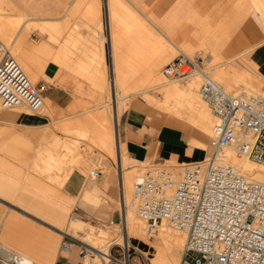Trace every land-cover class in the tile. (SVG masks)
I'll use <instances>...</instances> for the list:
<instances>
[{
  "label": "bare ground",
  "instance_id": "1",
  "mask_svg": "<svg viewBox=\"0 0 264 264\" xmlns=\"http://www.w3.org/2000/svg\"><path fill=\"white\" fill-rule=\"evenodd\" d=\"M251 2L254 11L260 16L261 21L264 24V0H251ZM85 18L86 19L84 20V22L90 24V26L93 27L94 30L96 29L97 31V35H95L92 32V34H90L91 37H89L91 38V40H93L92 46L94 48V53L93 55L88 56L85 60L82 59L81 55L83 54L81 55L78 54L79 58L73 59L77 61L74 64L70 62L71 59L69 60L67 56L69 52L68 42L73 41L75 43H78L77 45L78 49L79 51H81L84 47V44H87L84 43L86 42L85 39L87 40L86 37L88 36L87 34L84 37L83 36L79 37L78 35H75L73 33L74 31L72 32L73 34H71V31L69 29L70 32L66 34L63 40L64 47L63 48L61 47L62 49L60 50H55L51 46L49 39H52L53 41L57 38L56 34L60 29L59 27L60 24L55 23L57 18H51L49 16H42V15L21 14L14 11L5 2V0H0V41L3 47L9 50V54L13 57L14 60V64L6 65V67L3 68L2 71L0 72V110L1 109L11 110L9 112L5 111L3 115H6L10 119H12V120L2 119V121H4L5 123L6 122L11 123L13 128V126H16L19 123V122L17 124L15 123L16 125L15 124L13 125V122H15L13 119H15L17 115L29 114V113L33 115V113H37V111L42 110L44 115L48 117L50 120L49 122L50 124L46 122L45 124L41 125L44 126L43 128H45V132L52 128H58L60 131L64 133V134L63 133L60 134L50 131V137L49 140L47 141L48 143L45 144L42 143L43 145L40 144V147H37L38 149L37 148L35 149L34 156L25 166L26 168L13 166L10 167V173L13 174L16 180H22L30 177H32V179L34 178V180L37 182L39 180L43 187L42 190L38 192V194H40V196H42V193L51 195L55 193V190H58L59 188H63L67 184L68 180H75L80 178L81 176L85 177V175L88 174V172L90 173L89 175H93L97 171L95 170V167H92L90 165L93 156V153L90 152L91 149L85 150V148L83 149L80 148V143H79L80 140L78 139L71 140L68 134L70 132H73L81 137L88 138V140H90V142L93 144L91 148H94V150L96 149L95 151L98 152L99 156H101L102 158L109 157L110 160L117 163V166L119 168V180H120V192H121L119 198V206L123 214L122 224L119 227L122 233V237H121L122 240H119L121 238L118 237V240L113 239V241H109L112 236H111V232L108 229H106L105 225L94 229L95 226L93 227L92 224L78 217H73L70 221L68 220L65 229L63 230L59 228V230L85 243L89 248V253L86 254L85 258L90 259L93 262V264L98 254L105 255L103 253L107 252V248L111 243L113 242L124 243V245L126 246L130 242L129 240L130 237L139 238L147 243H150V245L152 246L154 245L156 249L155 253L153 256H150L149 258L146 257L147 264H176L180 251L182 252L181 246L183 241L185 240V233L175 229L173 226L169 225L165 221L158 223L156 227L153 228L152 230L147 229L144 220L138 217L137 214L135 213L134 202L131 197L130 185H132L133 183L132 181H135L136 179L140 178L142 174L140 172H139L140 174L136 173V170H138V168L136 167L137 164H130V165L127 164V159L129 157L125 149H123L119 145H117L116 148H114L113 146L114 145L113 142L115 141L118 142L119 140V136H118L119 134L117 130L119 112L121 109H124L127 106V104L124 101L131 94L145 91L150 88L162 86L163 99L162 102L158 105L165 107L170 106L169 108H172L173 111L178 115L182 116L184 114L185 118L188 121H190L193 125L198 126V132H200L202 135L211 136L212 125L214 123L215 118L208 105L200 98L197 90L198 87L196 88L195 79H192L191 77L190 80L183 87L179 86L176 83L175 78L163 79L162 77L163 80H161L162 75H160L157 72V70H154V68H156V65L151 64L150 63L151 61L150 62L148 61L149 64L141 66L142 69L138 70L139 72H137V70H129L123 73H120L118 70L115 71L112 92L113 94L115 93L116 85L118 84L119 90L121 91V98L115 99L114 96L112 99L113 109L111 111V114H109V119L113 125V129H111L112 127L109 122L107 123L106 121H104L102 115L100 116L98 115V113L94 111H93V115L85 114L83 116L77 117L76 119H70L75 114L74 112H76L77 107L81 104L80 102L72 101V103H69L68 106L65 105L64 107L67 106L68 108L67 109L68 114L60 115V116H55L52 110V107L58 108L57 107L58 105L56 104L57 106H55L54 103L52 104L53 101L50 103L49 102L50 100L48 101V99L44 97L42 98L40 104L36 106L34 105L30 106L27 92H29L33 87H35V85L39 80L37 74L38 72L36 71H39V74H41L45 63L49 59H53L58 63L62 62L64 64H70L71 66H69V68L71 71H73L72 73L73 75H75L76 73L84 74L92 79L91 82L92 84L97 86H102L103 82H101V79L99 78L100 77L99 74L101 73V69H102L101 64L103 62L101 42L103 41L104 36L100 31L102 26L100 19L98 18V15L95 11H93L92 14H86ZM32 20L34 21L40 20L42 22H45L44 24L39 26L40 29L47 31V35H48L47 39H43L42 37V39L38 42L30 41L33 40L34 38L30 40L27 39L29 30L32 29L34 30L37 28L36 23L34 22L33 24L31 22ZM139 20L145 29L149 30V32L152 30V28L149 29V27L145 25L143 20H141L140 18ZM90 22H94L97 25L96 26H94L95 24L91 25ZM63 27H64V23H63ZM66 28L68 29L67 26ZM40 36L41 35H39V37ZM8 38H11L12 42L15 43L17 48L20 49L18 55H15L12 52L13 50L10 49L13 43L10 46V48L6 44ZM57 42L59 41L57 40ZM257 43L258 41L253 42L251 45ZM171 44L174 45V47L177 50H181L177 48L173 42H171ZM157 46L158 49H160V47L163 46L162 42L157 41ZM67 47L68 49H66ZM74 51L75 50H73L72 53ZM75 52L78 53L77 51ZM69 56L70 58H72L74 55L72 57L71 55ZM73 60L72 62H74ZM60 67L61 66H59V69ZM228 68L230 70V74L235 79L246 80L253 78L250 77V72L246 70L236 69L232 66H228ZM56 72L54 73L55 75ZM65 73H67V71ZM72 74L70 73L69 75L72 76ZM41 77L46 78L43 75H41ZM57 79L58 78H56V81H54V83L58 82L59 79L58 80ZM63 79H67V77ZM150 79H155V80L159 79V81L157 80L153 84L144 85L147 83L146 81L148 80L151 81ZM67 81L68 80H66V82ZM66 82L64 83L67 84ZM218 83L221 84L220 82ZM223 88L228 91L238 90V89L251 90L254 92L258 91L247 87L229 89L223 86ZM123 89L125 91L127 90V92H124ZM156 103H159V101ZM107 107H109V105ZM89 110L91 109L86 108L81 112L83 113ZM30 122L27 124L26 123L23 124V126L30 128L36 127L35 124H30ZM4 127L5 126L0 127V137H2L1 135L9 136L11 143L18 141L19 139L21 140L25 138L28 139V137L25 136L22 133V131H20L19 128H17L19 129V131H17L15 130L16 129L15 127H14L15 129H9V128L3 129ZM29 130H34L35 132L38 133L40 132L45 133L44 130L40 131L41 129H29ZM69 141L72 142L71 145L68 144ZM189 143L190 146L194 145V146H199L200 148L203 149H207L206 144L203 141H200L196 138H191ZM61 146L62 148L60 149ZM220 160L232 164L237 169L249 174L254 178L264 180V168H262L258 163H256L254 160H252L249 157H245V156L238 157L231 148H227L224 151ZM135 161L142 162V160H135ZM19 197L25 198V195H19ZM75 197L77 196L73 195V198ZM48 201L50 204H52V206H50L49 204L47 208L46 207L44 208L47 210L48 213H50V216L52 215L55 216L57 219L59 218L62 219L65 214V209H66L65 205L61 204L58 200L53 201L51 199ZM33 204L35 205V203ZM42 204L43 202L41 200V203L39 202V207L43 208ZM16 217L17 215L13 212H11V214H6L5 211L3 212L0 211V235L2 236V238L6 240H13L14 239L12 238L13 232L15 230L23 228V225L21 223H17L18 219ZM151 235L154 236V239L149 240L148 236ZM105 242H107L106 245ZM1 245L3 248L8 250V252L19 255L21 258V264H31L32 261L34 260L40 263H46L50 260V258L53 255L48 250V247H45V249L40 252L36 250L34 244L26 245V243L25 244L19 243V244H15L16 245L15 247H11L10 245L2 244V243ZM138 250L139 252H141L143 255L146 256L147 254L146 251L140 248H138Z\"/></svg>",
  "mask_w": 264,
  "mask_h": 264
},
{
  "label": "built area",
  "instance_id": "2",
  "mask_svg": "<svg viewBox=\"0 0 264 264\" xmlns=\"http://www.w3.org/2000/svg\"><path fill=\"white\" fill-rule=\"evenodd\" d=\"M14 64L0 41V72ZM166 78L199 76L198 94L215 120L210 153L190 162L148 164L132 184L134 210L152 230L165 221L185 233L180 264H264V180L250 176L220 158L227 148L238 157H249L264 168V92L226 90L212 78L202 58L177 50L162 66ZM36 85L27 95L30 106L41 103ZM123 214L119 209L118 223ZM109 220V224H113ZM130 240V239H129ZM77 245L82 258L89 248L63 234L60 251ZM98 254L102 264H136L146 256L130 242H113ZM95 255V254H93ZM87 264H93L86 259ZM0 264H21L0 242Z\"/></svg>",
  "mask_w": 264,
  "mask_h": 264
},
{
  "label": "rangeland",
  "instance_id": "3",
  "mask_svg": "<svg viewBox=\"0 0 264 264\" xmlns=\"http://www.w3.org/2000/svg\"><path fill=\"white\" fill-rule=\"evenodd\" d=\"M49 1H51V0H49ZM116 1L118 2L119 0H116ZM122 1L125 2V0H122ZM195 1H197L199 4L202 5V7H201L202 16L199 17L200 12H198V10L195 11L194 8H192V11L190 12V14H188L187 17L185 18L187 20V22H180V20H179L180 17H178V7L177 6L173 7L171 9V15H170L171 21L169 23L171 30H170V32H169V30H163L167 37H163L160 33H158L156 31L155 28H153L151 26V24L148 20L141 18L142 16L140 17L138 14H136V16L134 17L133 22H130V23L128 22L127 24H125L123 22H119V23H117V26L118 27L126 26L128 28L132 27L133 31L137 32V34H133V35L134 36L136 35V37L139 36L140 41H143L145 39V40H154V41L158 40V41L162 42L163 46H161L160 49H158L159 51L155 50V49L152 50L153 54L157 58L156 70L160 75H162L161 80L168 79L164 76V74L162 72V66L167 61L172 59L173 56H175V54L177 53V49L174 47V45H172L170 43V40H171L172 42H174V44L176 45L177 48L181 49L185 53L192 55V56L193 55L200 56L202 58L204 66H206L208 73L212 77H214L218 82H220L223 86H225L229 89H237V88L247 87V88H251L254 90H258L256 92H264V75L258 70V68L256 70H253L252 68H250V66L248 64L249 54L247 52L246 53H243V52L240 53V51H237V52L231 51L230 49H227L224 46H222L219 49L221 51L219 54L217 52V54L214 53L211 55L210 54L211 50H217L218 51V49L206 47V46L201 45L199 43L204 38L206 40H213L215 37H219V36L224 37L223 36L224 33H222L223 30H219L217 27V24L219 23L218 21L223 20V19H227L228 15H229V17L232 16V14H230V13H231V11H233L236 8H238V14H241V12L244 10V8L249 4V0H190V2H192V4H194ZM102 2H103V0H100V2H99L98 14H100L101 11L104 12V6L102 5ZM235 2H237L236 7H234ZM118 3H116L115 6L117 9L121 10L122 7ZM89 6H90V2L88 0H74V1H72V4L67 8V11L61 10L60 12H58V14L64 15L61 18H59L58 20H56V22H55L56 24H60L59 25L60 29L56 34L57 38L55 40L52 41V39H49L51 46L55 50H60L64 47L63 46L64 37L70 31H71V34L74 33L75 35H78L79 37L83 36L82 32L84 29L87 32L90 31V32H93L95 35H97L96 29L94 30L93 28H91L90 24L84 22V19H86V18L82 15V13L85 10H87L89 8ZM138 8L143 12V14L149 20H151L158 27L163 29L162 22L161 21L159 22L157 20V19H159L157 17L158 13L162 12L161 7L153 6L152 4L146 5L144 2H141L138 4ZM120 15L121 14H115V16H117V17H120ZM235 16H237V15H234V17ZM138 18L143 20L145 25H147V27H149V29L152 28V30L149 32V30H146V29H139ZM204 18H207V22H202V19H204ZM195 19L197 21H193ZM31 22L33 24L35 22L37 25V28L34 30L33 29L29 30L27 39L30 40V39L34 38L33 40H30L33 42L34 41L35 42L40 41L42 39V37H43V39H47L48 38L47 31L40 29V26H39V25L44 24L45 22H42L40 20H35V21L32 20ZM63 23H64V27H63ZM90 23H91V25L95 24L94 22H90ZM223 23H226V22H223ZM96 25L97 24H95L94 26H96ZM66 26L68 27V29L66 28ZM62 29H63V31H62ZM69 29H70V31H69ZM65 30H66V33H65ZM181 30L182 31L185 30L184 31L185 36L184 37L182 36L180 38L178 35L184 34V32H182ZM37 31H39V32H37ZM100 31L102 33V29ZM180 31H181V33H180ZM118 32H119L118 38H120L119 40H121V42H124L126 40L131 39L129 37V35L124 36L122 34V30L118 29ZM220 32L222 33V36H221ZM39 35H41V36L39 37ZM58 35H59V37H58ZM89 37L87 36V38H89ZM57 40L59 42H57ZM85 41L87 43H89L88 40L85 39ZM12 43H13L12 39L8 38V41H6V44L8 45L9 48L12 45ZM68 43H69V49H68V47L66 49H68L69 52H68L67 56H68L69 60L71 59L70 62L75 64V62H72V60L74 58L75 59L79 58L78 53L75 52V51L79 52V49L77 46L78 43H75L73 41H69ZM13 45L11 46L10 49L13 50L12 52L15 55H18L20 49L17 48L15 43H13ZM70 50H71V52H70ZM73 50H75V51L72 53ZM222 51H223V53H222ZM76 54H77V56H76ZM69 55H71V57L73 55L74 56L72 58H70ZM216 55H219V57ZM230 57H233V59L228 62V65H232L233 67H238L240 69H247L250 72V77H253V78L252 79H246V80L245 79L244 80L235 79L230 74V70H229L227 65H219L225 59L230 58ZM59 63L61 65L62 62H59ZM63 65H65V66H63ZM61 66H63L64 69L70 70L69 66H71V65L62 63ZM101 68L102 69H101V73L99 74L100 75L99 78L101 79V82H103L102 86H97V85L92 84L91 83L92 79L89 76L76 73V74L81 75L85 78V80L89 84L88 90L90 91V93L85 95V100H83L81 102V104L77 107L76 112H74L75 114L70 119H76L77 117L83 116L85 114L86 115H93V111H94V112L98 113V115H100V116L102 115V117L104 118V121H106L107 123L109 122L111 127H112L111 129H113V125L109 119V114H111V111L113 109L112 99L114 96H115V99H120L121 98V91L119 90V87L117 84L116 89H115V93L113 94V92H112L113 89L111 90V88H110L111 71L107 70L104 62L101 64ZM36 72H38L37 74L39 77V71H36ZM137 72H139V71H137ZM71 73H73V71H71ZM139 75H140V73H139ZM162 77H163V79H162ZM191 77H192V79L196 80V88H197L198 84H199V76L194 75ZM191 77L184 78V79H176L175 81L179 86L183 87L190 80ZM150 80L151 81H149V80L146 81L147 83L144 85L153 84L157 80L159 81V79H157V80L150 79ZM36 86H37V88H40L39 93L42 95V89H41V86L38 82H37ZM92 86H94V87H92ZM103 88H105V89H103ZM107 89H109V90H107ZM107 91H108V93H107ZM124 92H127V90L126 91L124 90ZM42 97H43V95H42ZM162 97H163L162 86L150 88V89L145 90V91H141L138 93L131 94L124 101L127 104V106L124 109H121L119 112L117 128L119 127L121 114L124 110L128 109L131 105L144 106L146 108H149L151 111H154V114L157 117L161 118V117H165V116H172V117H175V118H178V119L184 121L189 126V128L191 130L195 131V133H196L195 137H197L198 140L203 141L206 144L207 149H206L205 155H208L210 153V149H211L210 148L211 147L210 146V135H202L200 132H198V126L193 125L190 121H188L185 118V115L183 113H182L183 115L181 116V115H178L177 113H175L172 108H169L170 106L165 107V106L158 105L162 102V99H163ZM107 100L109 101V103ZM158 101H159V103H156ZM108 105H109V107H107ZM83 108L84 109L90 108L92 111L89 110L87 112H83L84 113L83 114L81 112L84 110ZM67 109H68L67 107H65V108H55V107L53 108L52 107V110H53L55 116L68 114ZM5 111L9 112L11 110H6V109L0 110V123H1L0 127L5 126L3 129H8V128L9 129H15L16 128L15 130H17V131H19V129H20V131L27 130V129H41L40 131L44 130V132H45V128H43L44 126H41V125L45 124L46 122L48 124H50L49 118L44 115L42 110H41L42 112L39 110L40 112L37 111L38 114L33 113V115H32L29 113V114H24V116L22 117L23 119L22 118L17 119V120L13 119L15 121V122H13V125L15 123L16 124L18 122L19 123L17 125L15 124L18 127L13 126V128H12L11 123H8V122L5 123L4 121H2V119L3 120H12L9 117H7L6 115H3ZM90 111H91V113H90ZM169 112H171V113H169ZM106 116H108V117H106ZM30 117H31V119H30ZM30 121H32V122H30ZM29 122H30V124H35L36 127L30 128V127L23 126V124H25V123L27 124ZM10 124H11V126H10ZM17 128H19V129H17ZM50 131L60 133V134L63 133L58 128H52V129L46 131L45 133L40 132L38 137L31 138V139L25 138L22 140L19 139L18 141L14 142V143L13 142L11 143L10 138L7 136L1 135L2 137H0V211H2V212L5 211V213H9V212L15 213L17 215L16 218L18 219L17 223H21L23 225L22 230L18 229V230H15L13 232V236H12V238H14L13 240H6V239L2 238V236L0 235V242L2 244L10 245L11 247H15L16 246L15 244H19V243H24V244L26 243V244L30 245V244L37 242V244H40L37 247L38 251L41 252L42 250L45 249V247H48V250L50 251L51 254H53L55 252V254L57 255L60 251L59 250V243L62 239V235L64 234L63 232H61L59 230V228L64 230L68 220L70 221L73 217H78V218H81V219L87 221L88 223L92 224L93 227L95 226L94 229L97 227H101V226L105 225L106 229H108L111 232L112 237L110 236L111 238L109 241H113V239L118 240V237H120V238L122 237V233H121V230L119 227L120 224L118 223V220L112 219L114 221V223L109 224L110 219L105 220V221L95 222L93 220H89L88 218H84L82 216H79L78 210L76 208V204L74 201L76 199L73 198V194L69 191V189L67 188V185H65L63 188H59L58 190H55V193H53L51 195L46 194V193H42V196H40V194H38V192H40L42 190L43 186L39 180L37 182L34 180V178L32 179V177L22 179V180H16L15 177L13 176V174L10 173V167H13V166L26 168L25 166L29 163V161L34 156L35 149L37 147H40V144H42V143L43 144L48 143L47 141L49 140V137H50ZM68 136L71 140H75V139L80 140V142H79L80 148H82V149L85 148V150L91 149L90 152L93 153V156H92V160H91L90 165L92 167H95V170L98 171L99 169H102L103 173H104L106 171L113 169L114 171L116 170L115 172H117V176L119 175V168L117 166V163L110 160L109 157H103L102 158L101 156H99L98 152L95 151L96 149L94 150V148H91V146H93V144L90 142V140H88V138L81 137L78 134L73 133V132H70L68 134ZM68 144L71 145L72 142L69 141ZM113 144H114L113 145L114 148H116L118 142L115 141V142H113ZM61 148H62V146L60 147V149ZM164 162L167 164H173V163H176L177 160L170 159V160H165ZM127 164L128 165L137 164L136 167L138 168V170H136V173H138V174L141 173L143 175L144 170L149 163H147L146 161L136 162L135 160L128 158ZM103 166H105V167H103ZM89 174L90 173L88 172V174L85 175L86 180L89 179V176H90ZM97 174H98V172H97ZM81 177H83V176H81ZM95 178H96V176L93 177L92 179L94 180ZM132 182H134V181H132ZM130 190H132V185H130ZM114 192H115L114 196L113 197L109 196V198L114 202L115 208L119 214V190H118L116 183L114 186ZM19 195H25V198H21V197H19ZM131 197H132V194H131ZM51 199L53 201L58 200L61 204L65 205V207H66L65 214H64L62 219L61 218L57 219L55 216H52V215L50 216V213H48L47 210L44 208V207H46V208L48 207V205L50 204L48 200H51ZM41 200L43 202L42 206L44 209L39 207V202L41 203ZM132 200H133V198H132ZM133 202H134V200H133ZM33 203H35V205ZM50 206H52V204H50ZM87 226H89V225H87ZM148 238H149V240L154 239V236L151 235V236H148ZM129 239L131 240V243L133 245L137 246V248H140V249L147 252V254H146L147 258L154 255L155 250H156L154 245L152 246V245H150V243H147V242H145L139 238H135V237H130ZM119 240H122V238ZM184 241L182 243L181 249L183 248ZM106 244H107V242H105V245ZM72 248H73V250L76 251V253L78 255L77 245L73 244ZM62 252L67 253V251H62ZM180 259H181V251H180V254H179L178 259H177L178 263L176 262V264H180ZM82 260L85 261L86 258L84 257V258H82ZM135 260H136V264H143L142 259L138 258L137 254L135 255ZM94 264H102V263L96 257L94 260Z\"/></svg>",
  "mask_w": 264,
  "mask_h": 264
},
{
  "label": "crops",
  "instance_id": "4",
  "mask_svg": "<svg viewBox=\"0 0 264 264\" xmlns=\"http://www.w3.org/2000/svg\"><path fill=\"white\" fill-rule=\"evenodd\" d=\"M72 1L74 0H5V2L18 13L49 16L51 18H57V20L64 16L58 14V12L61 10L67 11V8L72 4ZM88 1L90 2V6L82 13V15L85 17L86 14H92V12L95 11L100 19L102 34L104 36L103 41L101 42V51L103 53V62L105 66L107 70L111 71V90L113 89L116 70L120 73L129 70L138 71L142 69L141 66L149 64L150 61V63L154 65H156L157 61L152 50L158 49V40L144 39L143 41H140L139 36L136 37V35H133L137 34V32H134L132 27H118L117 23L123 22L127 24L128 22H133L134 17L138 14L140 17L142 16L141 18L148 20L151 26L163 37H167L163 30H169V32L171 30L169 23L171 21V9L173 7H178V17H180V22H187L185 18L190 14L192 8H194L195 11L198 10V12H200L199 17L202 16V5L197 1L192 4L190 0H125L126 3L122 0H119V3L116 0H103L102 5L104 6V12L101 11L100 14H98L100 0ZM141 2H144L146 5L152 4L153 6L162 8V12L157 15L159 18L157 20L162 22L163 29L149 20L138 8V4ZM116 3L122 7L121 10L116 8ZM236 5L237 2H235L234 7H236ZM115 14L121 15L120 17H117ZM230 14H232V16L229 17L228 15L227 19L219 20V23L217 24L218 29L223 30L222 33H224V37H215L213 40H206L204 38L203 40L200 39L201 42L199 43L206 47L218 49V51L211 50V55L214 53L217 54V52L219 54L221 52L219 49L222 46L231 51H240V53L247 52L249 54L248 64L250 68L253 70L258 68V70L264 75V24L262 23L260 16L254 11L251 0H249V4L244 8L241 14H238V8L231 11ZM234 15L237 16L234 17ZM193 21L197 20L195 19ZM202 22H207V18L202 19ZM138 25L139 29H145L139 18ZM118 29L122 30L124 36L129 35L131 39L121 42V40H119L120 38H118ZM222 33L220 32L221 36ZM82 34L83 36H86L87 34L88 37H91L90 34H92V32H85L84 29ZM178 36L180 38L182 36L184 37L185 32ZM87 40L90 43L84 42L87 43L84 44V51L82 49L78 52L79 55L83 54L81 56L84 60L94 53V48L92 46L93 40H91V38H87ZM257 41V44L251 45L253 42ZM171 42L172 41L170 40V43ZM216 56L219 57V55ZM232 59L233 57L227 58L219 65L232 66L228 65V62ZM74 62L77 61L74 60ZM59 66L61 65H59L58 62L50 59L45 63L41 74H39L40 81L38 80V83L41 86L43 97L48 99V101L50 100V103L53 101L52 104L54 103L55 106L58 105V108H65L64 106H68L72 101L81 103L85 100V95L90 93L88 90L89 84L83 76L76 74L75 76L68 69H66L67 73H65V69H63L62 66L59 69ZM234 68L240 69L238 67ZM154 70H156V68H154ZM240 70L248 71L247 69ZM55 72L56 75L54 74ZM70 73L72 76L69 75ZM41 75L48 79L41 77ZM55 77L59 80L57 79L58 82L54 83V81H56ZM65 77H67V79H63ZM63 80L64 82L68 80L66 82L67 84H65ZM23 116L24 114H19L15 119H21ZM117 130L119 134L118 143H120L117 145L125 149L128 157L133 160H142L149 164L161 163L170 159H175L177 162H190L203 158L206 153V149L194 145L190 146V139H197V137H195V131L191 130L184 121L172 116L157 117L155 116L154 111H151L144 106L131 105L128 109L124 110L121 114ZM22 133L29 139L38 137L40 134L29 129L22 131ZM115 171L111 169L103 173V170H98L95 174L90 175L87 180L85 177L68 180L66 184L67 188L73 195L77 196L74 198L76 199L74 201L79 216L95 222L108 219L119 220V214L115 208V204L109 198V196H114L115 183L119 190V198L121 195L119 175L117 176V172ZM95 176L96 178L93 180L92 178ZM6 214H11V212ZM33 244L37 250V247L40 244H37V242ZM31 264L87 263L83 261L82 257L77 255L76 251L72 248L67 251V253L59 251L56 255L54 252L50 260L46 263H40L34 260Z\"/></svg>",
  "mask_w": 264,
  "mask_h": 264
}]
</instances>
